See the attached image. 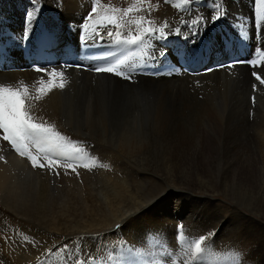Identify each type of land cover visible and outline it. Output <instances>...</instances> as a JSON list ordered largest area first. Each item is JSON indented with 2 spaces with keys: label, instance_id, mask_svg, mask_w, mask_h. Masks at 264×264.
I'll list each match as a JSON object with an SVG mask.
<instances>
[{
  "label": "bare ground",
  "instance_id": "bare-ground-1",
  "mask_svg": "<svg viewBox=\"0 0 264 264\" xmlns=\"http://www.w3.org/2000/svg\"><path fill=\"white\" fill-rule=\"evenodd\" d=\"M111 9H117L114 14L119 29L106 22L96 23L100 16L112 15ZM127 9L133 11L125 15ZM217 11L222 17L212 22ZM29 13L34 17L31 20ZM39 22L41 26L36 27ZM177 28L181 30L178 35ZM161 29L167 42L177 38L178 47L191 52L194 74L177 70L128 79L94 73L90 65L64 67L63 62L38 72L21 61L22 46H30L34 37L46 30L57 38L61 52L72 43L81 47L83 42H94L98 36L111 42L142 35L147 44L137 41L140 50L126 58L125 65L142 57L160 61L163 56L160 63L173 62L175 48L166 51L170 48L159 41L165 39L160 36ZM238 47H242L241 53ZM260 50H264V0H0V88H26L24 104L32 122L51 127L65 138L62 148L29 141L25 152L38 158L34 167L28 155L22 156L11 141L3 139L0 129V215L17 218L18 229L34 226L29 231L20 229L25 240L17 235L7 239L11 252L3 255L5 264H35L46 253L49 257L44 256L41 264H92L86 258L93 257L102 264H123L121 245L140 255L143 264H264L263 224L243 217L236 206L230 217L221 216L211 197L217 191L179 173L181 157L188 154L186 141L198 136H189L190 122L185 120L264 114V83L255 79V75L264 79V58L258 65L252 61ZM205 53L220 57L197 71L199 60H206L202 57ZM232 60L240 62L229 66ZM53 70L59 73L56 86L40 92L41 81L47 85ZM61 83L63 88L58 87ZM112 128L120 137L113 143L116 148L109 149ZM144 128H153L163 140L177 142L167 158L163 154L167 174L152 186L153 197L146 192L147 182L153 181L134 169L145 160L143 141L134 134ZM257 130L261 142H256L252 154L264 159V126ZM183 132L185 137L180 136ZM172 135L181 140H173ZM71 155L79 157L78 163L63 159ZM49 161L54 162L51 168ZM41 163L45 166L40 167ZM253 201L248 198L244 204L251 215L256 211L264 219V199ZM187 203L196 207L189 216L177 210L179 204ZM177 219L185 237L177 235ZM232 220L240 221L241 227L225 231ZM217 223L227 225L210 236ZM115 230H121L124 237L118 239ZM100 231H105L102 237L92 236ZM123 239L126 244H121ZM69 251L73 253L70 256Z\"/></svg>",
  "mask_w": 264,
  "mask_h": 264
},
{
  "label": "rangeland",
  "instance_id": "rangeland-1",
  "mask_svg": "<svg viewBox=\"0 0 264 264\" xmlns=\"http://www.w3.org/2000/svg\"><path fill=\"white\" fill-rule=\"evenodd\" d=\"M20 1H22V0H20ZM164 4H166V2ZM65 42H67V41L65 40ZM218 57H220V56H216L215 60ZM229 115L224 116L222 119H217V120H216V118H212V119L211 118H200V119L199 118H196V119L193 118L191 120H185L188 123L190 122L189 124L187 123L189 125V128L187 130L189 132V136L198 135V136L203 137V139H201L197 136L196 138H191V139L186 141L190 145L186 143V145L184 146L185 150L188 151V154H187V156L181 157V164L179 166V173L181 175L184 173L183 176L188 181H192V182L194 181V183H198V181H200L203 184H201L200 182L199 183L202 186L205 185L203 187L204 188L206 187L207 190L209 188V191H211V189L217 191L215 193H212L211 197H212L213 204L215 206H217V208H219L218 213L221 216L230 217L233 207L236 206L237 211H239L241 214L244 215L243 217H251L252 220L258 221L261 225L263 224V226H264V219L261 218L262 214L261 213L259 214V212L253 211L254 215L253 214L251 215V213L247 209V206L244 204L248 200V198L254 199L252 204H254V202H256V201H262L264 199V195H263L264 194V159L258 158V156H255L252 154V152L257 149L256 142L257 141L261 142L260 141L261 139L257 137V132H258L257 129H258V127L264 126V120H263L264 114H262V113L258 114L257 112H249V113H241V115L240 114H233L232 118H228ZM260 117H261V119H260ZM228 119H231V122ZM220 121H222V122H220ZM237 122H239V123H237ZM194 125H196V126H194ZM199 125H201V127ZM219 125H222V126H219ZM226 126H228L229 129ZM217 127L219 129H217ZM148 131H149V133H148ZM154 132H155V134H154ZM184 133L185 132H183V133H181V135L180 134L179 135L185 137ZM108 134H109L108 139L113 141L112 143H108L109 149H114L116 147L113 145V143L115 142V140L119 139L120 136L116 135L117 131H115V129H113V128L111 130H109ZM110 134H112V135H110ZM134 134H136V135L138 134L136 137L137 138L140 137L139 138L140 141H143L142 142V146H143V149H142L143 152L142 153H143L144 157L142 156V159H145V160H142V162H139L137 165L138 167H135L134 169H136V172L138 171L139 175L142 174V176H145L146 178H150L151 181H153L150 183L147 182L148 189H146V192H149L148 194L153 197V195L150 192V190L153 189L152 186L157 181H161V179L163 178V175L167 174L168 164H165L166 162L163 160V156L165 155V157L167 158L170 151L174 150L172 144L177 143V142H170V141L163 140V138H165V137L159 136V134L156 133V131L153 128H144V129L140 130L139 132L137 131V133L135 132ZM172 137H173V140H175L176 138H177L176 140H178V139L181 140V138H178V136L172 135ZM88 142H91V141H88ZM159 144H161V146ZM169 146H170V148H169ZM187 147H188V149H187ZM208 150L211 151L212 153H210ZM198 151H200V152L198 153ZM144 152H146V153H144ZM203 154H205V155H203ZM71 156H72V158H71ZM71 156L63 157V159H65V161H70V163H78V161H76V160L79 159V157H77L76 155H71ZM30 164H31V161H30ZM145 164H147V165H145ZM163 164H165V165L163 166ZM258 164H259V166H258ZM184 167H186V168H184ZM140 170H142V171H140ZM229 173H231V174H229ZM242 173H244V174H242ZM245 173L247 174V176ZM233 180H235V181H233ZM218 188H219V190H217ZM194 193L196 194L199 192L194 191ZM227 193H228V196H227ZM174 204L177 205L178 203H174ZM193 206L194 205H192L190 203L179 204L177 210L182 215H185V216L188 215L189 216V213L191 212V210L196 209V207L195 206L193 207ZM201 207L202 206L199 207V209H198L199 211L202 210ZM159 212L162 213V210L159 209ZM200 217H198V218H200ZM193 218H195V217H193ZM16 219H13L11 216L7 217L6 215H0V252L2 255V256H0V262H3L4 264L7 262H6V260H4L3 255H9V252H11V249H9V247H8L7 239L12 240L13 238H15L14 236L17 235V236H19V237H16L17 239L25 240L24 239L25 237H21V234H20L21 230L22 231H26V230L29 231L30 229H33V227H34L33 225L31 226L30 224H28L27 228L21 227L20 228L21 230H20L17 228L19 226L17 224ZM208 219H209V217L205 220L206 223L208 222ZM214 219H215V217L213 215L210 217L209 220H210V222H212ZM185 222H187V220H185ZM233 222H236L235 224H237V225L239 224L238 227H236V225L232 224ZM226 225L221 224V223L220 224L217 223V225H215L216 229H214V230L210 229V233H211L210 236H213L216 233H218L219 231H222ZM242 225H243V223H242ZM115 226H117V224ZM115 226L112 227V230H114L113 228H115ZM233 227H234V229H236V228L239 229L241 227L240 221H233L232 220L230 222V227L227 228V226H226L225 231H229L230 230L229 228H233ZM176 228H178V229H176V232L178 233L177 235L179 237H185V235L183 234L184 232H182V227L176 226ZM39 230H40V228H39ZM240 230H242V229H240ZM115 231H116L115 233H117L116 237L118 239H121V237H124L122 235L121 230H118V231L115 230ZM93 233H95V234L94 235L91 234L92 236L100 237L101 236L100 234H104L105 231H100L98 233L93 232ZM258 234H259L258 236L262 237L261 232H259ZM138 235L139 234H137L136 236H138ZM221 235H223L222 237H225L224 232H221L220 236ZM80 237H82V236H80ZM149 237H151V236H149ZM262 241H264L263 238H262ZM126 243L127 242L125 241V239H123L121 241V244H126ZM124 247H125V245H123L121 247V258H122L123 264H143L141 262L142 257L140 255H139V257H137V254L135 252H131L128 248L125 249ZM66 250H67L66 248L63 249L65 254L67 253ZM263 253H264V251H263ZM72 254L73 253H71L69 251L68 256H70ZM46 255H47V253L44 255H41L40 260L38 259L35 262V264L36 263L37 264L43 263L44 262V256H46ZM93 259H95V258H93ZM86 260H88V258H86ZM98 264H102L101 262H99V259H98ZM158 264H161V263H158Z\"/></svg>",
  "mask_w": 264,
  "mask_h": 264
},
{
  "label": "snow or ice",
  "instance_id": "snow-or-ice-1",
  "mask_svg": "<svg viewBox=\"0 0 264 264\" xmlns=\"http://www.w3.org/2000/svg\"><path fill=\"white\" fill-rule=\"evenodd\" d=\"M187 2V0H185ZM112 15H102L96 21L97 24H102L106 22L109 25H114L117 29L120 28V23L118 21L116 13L117 9H111ZM133 11V9H127L125 15L128 12ZM92 12L96 13V8L92 9ZM222 17V13L217 11L212 16V22H215L217 19ZM29 20L33 19V14L29 13ZM200 22H203V18H198ZM136 24L139 26L141 21H136ZM87 27V24H85ZM180 29H176V34H180ZM144 33H148V29H144ZM195 34V33H193ZM28 31L25 32V39L27 38ZM109 36L112 35V32L109 31ZM119 35V32H117ZM160 36L163 38H167V34L161 29ZM137 41H143L147 44V40H144L142 35H137L135 37H130L126 43L136 44ZM255 63V62H253ZM123 61H119L115 64H105L98 66L95 71L96 72H108L114 73L117 75H122L125 78L130 79L126 73L121 71V65ZM234 66V64L230 65ZM68 67V66H64ZM36 71H46L41 68L36 67ZM59 73L56 70H53L49 73V81L47 85H43V81H41L42 87L39 89L40 92H46L51 87L55 85V79L58 77ZM255 75V74H254ZM255 79L259 80L261 83H264V79H262L259 75H255ZM58 87L63 88L64 84L61 83ZM27 94V89H18L14 90L12 88H0V129L3 130L4 136L3 139L5 141H11V143L15 146L16 151L19 152L22 156L28 155V158L31 160V163L34 167L37 166V157L31 155L30 153L25 152V145L32 140H38L44 144H47L53 148H62V141L65 139L63 136L55 133L51 127L43 126L40 123H34L33 117L30 116L29 112L25 109V97ZM54 162L49 161L48 166L51 168ZM40 167H44L45 165L41 163ZM74 169V166L70 165ZM58 174V173H57ZM203 239V238H201Z\"/></svg>",
  "mask_w": 264,
  "mask_h": 264
}]
</instances>
